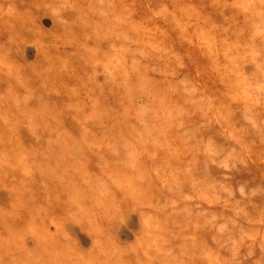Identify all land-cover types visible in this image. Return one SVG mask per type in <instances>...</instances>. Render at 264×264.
Wrapping results in <instances>:
<instances>
[{"label": "rangeland", "instance_id": "rangeland-1", "mask_svg": "<svg viewBox=\"0 0 264 264\" xmlns=\"http://www.w3.org/2000/svg\"><path fill=\"white\" fill-rule=\"evenodd\" d=\"M0 264H264V0H0Z\"/></svg>", "mask_w": 264, "mask_h": 264}]
</instances>
